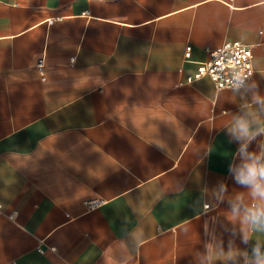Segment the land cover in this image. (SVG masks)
I'll return each mask as SVG.
<instances>
[{
  "label": "crops",
  "instance_id": "1",
  "mask_svg": "<svg viewBox=\"0 0 264 264\" xmlns=\"http://www.w3.org/2000/svg\"><path fill=\"white\" fill-rule=\"evenodd\" d=\"M227 41L264 93V0H0V264H221L246 100L190 78Z\"/></svg>",
  "mask_w": 264,
  "mask_h": 264
},
{
  "label": "clouds",
  "instance_id": "2",
  "mask_svg": "<svg viewBox=\"0 0 264 264\" xmlns=\"http://www.w3.org/2000/svg\"><path fill=\"white\" fill-rule=\"evenodd\" d=\"M229 72L231 91L246 100L232 113L225 127L229 143L238 145L228 164V173L243 190H234L229 196L224 182L211 190L217 203H227L226 216L232 225L225 228L230 236L227 251H223V244L219 245L223 255L221 264H264V242L253 240L254 234H264V93L251 72L238 65ZM254 142L256 148L252 149ZM237 238L245 245L244 249L235 245ZM198 255L207 264H213L207 248Z\"/></svg>",
  "mask_w": 264,
  "mask_h": 264
},
{
  "label": "built area",
  "instance_id": "3",
  "mask_svg": "<svg viewBox=\"0 0 264 264\" xmlns=\"http://www.w3.org/2000/svg\"><path fill=\"white\" fill-rule=\"evenodd\" d=\"M52 20L50 21V24ZM209 59L202 63L194 76L190 80H196L203 77H209L218 90L230 89L229 75L230 70L239 66L245 72L253 74V52L251 46L240 41H227L220 48L208 50ZM191 54V47H187L185 56L189 57ZM37 68L42 76H44V59L38 61ZM103 203L101 200H94L87 202L89 209H94ZM50 249H55L49 246ZM41 250V249H40ZM43 251V250H41Z\"/></svg>",
  "mask_w": 264,
  "mask_h": 264
}]
</instances>
